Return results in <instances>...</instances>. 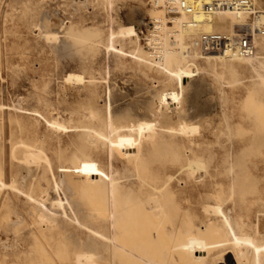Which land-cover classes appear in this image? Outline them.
I'll return each mask as SVG.
<instances>
[{
  "label": "bare ground",
  "instance_id": "1",
  "mask_svg": "<svg viewBox=\"0 0 264 264\" xmlns=\"http://www.w3.org/2000/svg\"><path fill=\"white\" fill-rule=\"evenodd\" d=\"M152 3V7L164 13L163 18L151 14L154 30L147 29L148 25H145V30H140L138 34V24L133 25L131 22L127 26L121 25L116 31L109 33L107 49L120 57H130L142 67H158V71L168 80L177 81V87L146 91L150 99L142 104L135 102L137 98L131 100L134 99L133 88L128 89L129 86L126 88L124 82V85L119 82L118 88L107 87L103 95L99 96L100 100H92L84 108L86 113H79L77 120H72L73 116L68 121L44 119L45 122H34L36 127L26 129L28 134H25V139L13 141L11 131L6 137H0V154L6 144L8 147L6 162L9 164L8 173L11 178L10 185L0 179V190L6 188V192L0 194V204L5 205L12 193H17V196L20 195L27 202L35 204L32 212L28 213L33 220L35 218L34 222L28 223L32 227L31 236L52 231L60 226V219H69V214L73 215L74 212V208H67L60 197V178H65L71 185L90 184L91 178L86 175L85 170L94 163H100L99 155L105 154L106 169L98 167L93 170L91 185L101 188L108 198L107 204L111 202V208L109 206L100 211L110 214V234L101 238L105 240L102 247L105 250L110 249L112 264H219L224 257L226 259L223 264H264V229L256 228L251 222L248 231L242 232L232 222L230 214L223 210L219 198L223 188L230 190L238 187V190H244L243 180L248 176L245 173L248 164L244 159L237 158L236 153L237 148L242 145L232 139L227 138V142L226 139L223 142L216 137L224 130L229 132L236 124L247 127L248 138L252 141H264V34L260 32L264 31V8L255 16V21L249 23L246 20L247 12L244 11L217 10L204 14L198 10L186 12L181 7L180 0H152ZM163 4H168L167 12L159 6ZM134 14L135 10H132L131 15ZM168 24H173L174 27H166ZM238 31L249 33L255 47L252 55L241 57L234 50L204 54L196 46V40L203 35H232ZM51 32L46 31L48 39L55 37ZM141 32H145L144 39L140 36ZM79 33H73L71 38L78 51L90 54L99 48L102 38L99 31L83 28ZM139 41L145 43L146 52L141 49ZM126 45L131 48L129 51L123 48ZM195 58L203 60L215 75L237 76L238 68L249 66L255 74L251 90L261 92L259 99L253 102V109L259 110L249 111L244 117L238 116L229 120L228 113L202 114L200 109L204 107L194 105L192 114L186 115L188 113L182 111L184 93L191 89L192 95L197 97L210 86L201 78H195L200 70L193 61ZM65 79L68 82L74 80L83 83V78L74 73L66 75ZM194 80L198 82L191 84ZM94 86L95 81L90 77L82 87ZM141 91L143 89L137 90ZM120 101L125 105L127 103L126 108L120 105ZM30 111L38 114L37 110ZM43 124L46 125L49 137H54L59 145L62 133L70 130V137L73 136L79 145L77 152L85 149L90 155H87L86 160L73 156L70 162L63 161L57 153L55 156H48L43 145ZM213 143L218 144L217 150L211 149ZM17 145L22 148L19 156L15 154ZM155 146L177 150L173 152L175 160L148 163L145 157L151 154ZM118 156L122 159L119 160ZM14 159L19 161L17 165L13 163ZM50 178L59 179L53 187L48 182ZM42 181L47 184L43 186ZM64 185L67 186L65 182ZM54 192L57 195L50 197ZM193 192L200 196L199 201L190 200ZM63 194L70 197L68 195L72 192ZM76 201L79 204L83 202L81 199ZM68 203L71 202L68 200ZM76 208L80 212V208ZM69 209L71 213L68 214ZM19 212L15 211V215L9 219L12 222L11 230L19 229L22 221L29 219L25 214L24 217L20 216ZM89 214L90 211L88 217ZM70 220L71 218L68 221ZM95 229L92 230L93 235L96 233ZM88 230L91 231L90 228ZM24 231L26 234V230ZM213 236L218 238L211 242ZM86 238L89 240V236ZM79 243L85 247L87 245L82 241ZM95 245H92V249L97 248ZM13 248V255L16 256L26 247L16 245ZM81 249L72 254V264H98L91 255V248L90 251ZM104 258L97 259L103 261ZM16 261L5 263L19 264Z\"/></svg>",
  "mask_w": 264,
  "mask_h": 264
},
{
  "label": "rangeland",
  "instance_id": "2",
  "mask_svg": "<svg viewBox=\"0 0 264 264\" xmlns=\"http://www.w3.org/2000/svg\"><path fill=\"white\" fill-rule=\"evenodd\" d=\"M262 1L258 0V4H262ZM132 10H135L136 15H131ZM151 14L163 18L164 13L158 8H150L148 0H0V137H6L11 131L13 141H17L18 139H25L26 129L36 127L34 122H45V120H52L53 118L59 121H68L70 116L74 117L72 120H77L79 113H86L84 108L92 100L96 98L100 100L99 96L103 95L107 87L118 88L119 82L122 84L124 82L126 88L129 86L128 89L136 90L135 92L132 91V98L134 97V99L131 100L137 98L135 102L139 101L142 104L150 99V95L145 93L146 91H160L177 87V81L168 80L158 71V67H142L133 62L130 57H120L111 49H107V39L111 31H116L121 25L127 26L132 22L133 25L138 24L139 34L140 30H145V25H148V18H151ZM166 27H174V25L168 24ZM70 28L71 30H69ZM83 28H91L102 34L99 48L90 54L78 51L71 41L72 34H80V30ZM48 30H51L55 37L48 39L46 37ZM140 36L142 38V35ZM139 42L141 49L146 52L145 43ZM123 48L126 51L131 49L127 45ZM195 59L193 61L200 68L199 75L195 78H201L210 86L197 97L192 95L191 89L184 93L182 111L185 110L188 113L186 115L192 114L191 109L194 105L204 107V109H200L202 114L228 113L229 120L238 116L244 117L249 111L259 110V108L253 109V102L259 99L261 92H252L251 90L253 87L251 83L255 80V74L249 66L238 68L237 76L231 74L215 75L211 72V67L206 66L203 60ZM216 69L219 71L218 68ZM72 73L80 75L83 78V83L92 77L95 86L83 88L81 82L74 80L68 82L65 76ZM196 82L198 81L194 80L191 84ZM139 89H143V91L137 92ZM120 102V105L126 108L127 103L125 105L123 101ZM32 109L37 110L38 114L30 111ZM247 130L245 125L235 124L229 132L224 130L216 135L223 142L224 139L227 142L228 138L241 143L242 146L236 150L237 158L244 159L243 161L248 164V168L245 170L248 176L243 180L244 190L240 191L238 187L230 190L223 188L219 196L223 210L230 214L232 222L237 224L242 232L248 231V225L251 222L256 228L264 229V141H252L248 138ZM42 132L45 134L43 142L45 154L50 157L57 153L63 161L68 160L70 162L73 156L86 160L87 155H90L85 149L82 150L83 152H77L79 145L73 136L70 137V130L62 133L60 145L54 137H49L44 124L42 125ZM226 132L229 134L227 135ZM19 146L17 145L15 152L17 156L22 150ZM210 147L212 150H217L218 144L213 143ZM7 149L6 144L2 149V154H0V179L6 185H10L9 164L6 162ZM242 150L243 152H241ZM174 151L177 150L155 146L151 154L145 158L148 163L171 162L175 160ZM198 154L202 155V152ZM105 158V154L99 155L100 163H94L91 168H86V175L91 178L90 184L71 185L63 177L60 180L57 178L48 180L52 187L58 180L61 182L60 197L65 201L67 208L71 207V210L74 208L73 215L70 209L68 210V214L70 212L69 215L72 216L69 217V219L71 218L70 221L65 218L60 219L62 220L59 226L61 229L57 227L52 231L31 236L32 227L28 223L34 222L35 218L33 220L28 215L32 212L35 204L27 202L22 196H17L15 192L12 193L13 197L11 195L9 202L6 201L3 206L0 204V264H4L5 261L14 262L16 260L19 264H72L74 252H79L80 248H84L81 251H90L94 244L97 246L91 250L94 260L98 264H112L110 249L105 250L102 247V243L105 242L102 238L110 234L108 226L110 214L107 211H100L109 208V206L111 208V202L107 204L108 198L103 194L101 188L100 190L99 187L91 185L93 183L91 177L93 170L98 167L106 169L107 161ZM118 159L121 160L122 158L118 156ZM17 162L19 161L14 159L15 165ZM64 182L66 185L68 184L70 190L67 189ZM42 184L45 186L47 182L42 181ZM68 191L72 192L73 195H68ZM4 192H6V188L0 190V194ZM54 193L50 197L54 198L57 195L56 192ZM63 193L70 197H65ZM71 197L72 199H70ZM199 197L196 192H193L190 200L197 202ZM78 199L83 202L79 204L76 201ZM24 200L25 202H23ZM68 200L71 203H68ZM99 200H101V204ZM76 207L80 208V212ZM109 210L113 212L112 209ZM15 211H21L19 212L20 216L25 214L24 216L27 215L29 219H24L22 227L19 229L11 230L10 224L12 222L9 219L15 215ZM89 211L90 218L88 217ZM74 215L76 217L73 218ZM72 220H74V223L72 222L74 225L69 223ZM62 225L64 227H61ZM93 227L96 228L95 234L98 233L101 235L100 237L93 235ZM88 228L93 231H89ZM24 230H26V234ZM22 232L25 238L22 237ZM86 236H89V240ZM64 237L67 239L70 237L69 242ZM217 238L213 236L210 241L217 240ZM39 241L42 242L39 243ZM81 241L85 245L87 244L86 247L79 243ZM71 243L73 245L76 243V245L73 247ZM16 245H24L26 248L14 256L12 251L15 250L13 247ZM4 253L7 258L4 257ZM98 257L105 258L101 261L97 259ZM225 259L226 257L221 258L222 263L219 264H223ZM175 264L182 263L177 262Z\"/></svg>",
  "mask_w": 264,
  "mask_h": 264
},
{
  "label": "built area",
  "instance_id": "3",
  "mask_svg": "<svg viewBox=\"0 0 264 264\" xmlns=\"http://www.w3.org/2000/svg\"><path fill=\"white\" fill-rule=\"evenodd\" d=\"M180 2L181 7L186 10V12L198 10L204 14H207L217 10L244 11L247 12V20H249V23H253L255 21V16L260 14L264 8V0L262 1V6H259L258 0H180ZM148 3L150 8H153L152 0H148ZM159 6H161L166 12L168 11V4ZM167 15L166 17H168ZM148 22L147 29H151L153 31L154 23L150 17L148 18ZM260 32L264 34L263 30ZM144 34V32L140 33L143 39L145 38L143 37ZM249 37V33H242L239 31L232 35L209 33L196 40V46L199 47L201 52L204 54H219L221 52L234 50L239 56L247 57L252 55V53L255 51V47ZM184 53L186 52L184 51Z\"/></svg>",
  "mask_w": 264,
  "mask_h": 264
}]
</instances>
